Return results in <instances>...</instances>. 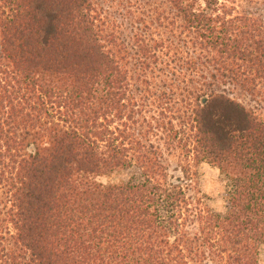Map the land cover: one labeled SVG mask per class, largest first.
Instances as JSON below:
<instances>
[{
    "label": "trees",
    "instance_id": "obj_1",
    "mask_svg": "<svg viewBox=\"0 0 264 264\" xmlns=\"http://www.w3.org/2000/svg\"><path fill=\"white\" fill-rule=\"evenodd\" d=\"M0 1V176L9 182L19 257L258 264L264 120L222 86L264 88V21L233 16L222 0H166L194 50L186 58L191 76L160 94L182 123H168L170 145L220 171L228 185L222 214L193 208L170 180L160 146L139 132L130 46L106 35L92 1ZM154 43L138 50L148 69L163 49ZM132 168L140 182L97 181Z\"/></svg>",
    "mask_w": 264,
    "mask_h": 264
},
{
    "label": "rangeland",
    "instance_id": "obj_2",
    "mask_svg": "<svg viewBox=\"0 0 264 264\" xmlns=\"http://www.w3.org/2000/svg\"><path fill=\"white\" fill-rule=\"evenodd\" d=\"M90 1L94 4L100 20L99 25L106 35L116 38L121 35L130 46L129 68L132 88L138 100L136 127L139 132L144 138L160 146L170 180L185 188L193 208L200 207L224 214L227 209L228 185L220 171L207 163L197 164L194 156L187 157L179 144L170 145L172 138L168 132V123L172 122L177 129L182 123L179 113L166 109L168 107L164 105V99L160 100V94L169 91L173 84L176 90L177 85L191 76L187 72L186 58L194 51L191 38L183 33L180 22L172 19L171 5L166 0ZM222 3H227L230 9H234L231 10L233 16L247 15L264 21V0H222ZM4 4L0 1V10L6 8ZM170 40L175 42L173 49L168 47L171 46ZM161 41L163 49L158 50L159 62L157 64L152 59L149 62L152 69H148L142 62L139 47L146 44L154 46V42H158L156 46H159ZM1 50L0 40V56ZM222 89L264 120V88H258L255 92H246L233 86H222ZM181 98L177 96L175 100L179 102L177 108L184 110L186 105ZM163 123L166 124L165 131L161 125ZM97 181L103 184L140 182L141 174L132 168L111 177H99ZM11 210L9 182L0 176V264H28L29 259L19 257L17 233L10 223ZM189 230L197 232L198 225H191ZM13 255H17V259L13 260ZM198 264L218 263L208 260ZM258 264H264V246L260 248Z\"/></svg>",
    "mask_w": 264,
    "mask_h": 264
}]
</instances>
